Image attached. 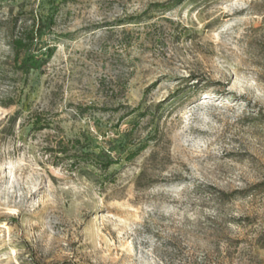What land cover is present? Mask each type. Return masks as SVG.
<instances>
[{"label": "rangeland", "instance_id": "obj_1", "mask_svg": "<svg viewBox=\"0 0 264 264\" xmlns=\"http://www.w3.org/2000/svg\"><path fill=\"white\" fill-rule=\"evenodd\" d=\"M30 11L53 54L13 74ZM0 73V264H264V0H0Z\"/></svg>", "mask_w": 264, "mask_h": 264}, {"label": "trees", "instance_id": "obj_2", "mask_svg": "<svg viewBox=\"0 0 264 264\" xmlns=\"http://www.w3.org/2000/svg\"><path fill=\"white\" fill-rule=\"evenodd\" d=\"M48 16L45 17L30 11V18L13 17L12 27L15 31L8 40V46L12 56L11 68L13 74L28 75L31 70L38 69L45 65L48 59L53 54V48L42 49L43 28L47 24ZM1 75V73H0ZM23 87H21L22 90ZM17 86H14L6 100H0L1 106H9L19 103L22 100L21 91H17ZM13 93V94H12ZM17 100L15 101V99ZM23 105L11 116L10 122L15 123L17 118L23 113ZM32 116V115H30ZM32 130H44L52 127L51 120L41 119L39 114L31 120H28ZM87 149V150H86ZM48 151L53 155L57 162H63L66 159L73 158L68 164L71 169H76L81 164H89L98 169L105 170L113 160L109 157H101L99 153L93 152L88 147L83 146L78 138L70 139L61 136L54 144L48 147Z\"/></svg>", "mask_w": 264, "mask_h": 264}]
</instances>
